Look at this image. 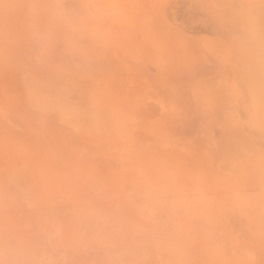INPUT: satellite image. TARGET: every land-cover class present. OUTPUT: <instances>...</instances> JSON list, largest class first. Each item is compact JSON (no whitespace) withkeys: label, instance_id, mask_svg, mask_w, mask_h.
<instances>
[{"label":"rangeland","instance_id":"obj_1","mask_svg":"<svg viewBox=\"0 0 264 264\" xmlns=\"http://www.w3.org/2000/svg\"><path fill=\"white\" fill-rule=\"evenodd\" d=\"M66 1L115 22L116 84L147 36L137 85L159 102L137 135L148 152L126 161L119 137L109 154L103 138L78 141L27 108L26 73L93 68L65 0H0V264H264V0ZM44 21L54 37L32 57ZM185 37H217L188 52L206 72L175 71Z\"/></svg>","mask_w":264,"mask_h":264},{"label":"crops","instance_id":"obj_2","mask_svg":"<svg viewBox=\"0 0 264 264\" xmlns=\"http://www.w3.org/2000/svg\"><path fill=\"white\" fill-rule=\"evenodd\" d=\"M67 3L65 0L64 6L70 7V26L74 30L72 34L78 41L84 42L82 45L83 65H91L93 70H84L81 75H72L67 71H61L59 80L52 78V74L45 72V70L37 72L36 69H33V73H26L24 75V102L27 108L35 115L45 119L44 123L47 122V119H51L57 123L61 132L74 136L78 141H86L92 146L91 142H97V139L103 138L106 141L109 154L115 153L116 135L114 127L125 122L131 129L128 138V141L131 139L128 142L129 155L131 154L130 156L136 158L146 156L147 145L143 140L138 141L137 135L144 129L142 117L147 112L146 110L152 106L157 108L159 103L156 100H149L148 91L145 92L142 86L137 85L138 61L146 62L145 70L147 71L148 68L147 36L141 34L130 43L131 60L123 62L119 84H116L115 64L118 44L115 22L108 20L106 23L100 24L102 21L99 20V6L82 7V10H77ZM41 23H43L41 26L43 28V44L36 42L33 45L32 57L38 56V53L43 50V46L45 56L50 49L48 44L54 37L51 31V23L46 21ZM215 39L217 37L214 39L203 37L199 40H204L203 48L206 50L205 46L212 44L211 41ZM185 40L195 44L200 42L187 37ZM71 46V40L67 39V43L60 46L61 52L67 53L72 49ZM137 46L139 47L137 48ZM101 55L103 56L102 60ZM205 57L206 60H209L206 53ZM181 60L183 58L180 57L179 63ZM185 68L189 70L187 66L176 69L186 70ZM146 71L145 75H147ZM27 187L28 184L20 189L25 190ZM30 199V196H22V200H25L27 204H32L35 197ZM260 217H264V214L257 215L258 220ZM259 240H261L260 237Z\"/></svg>","mask_w":264,"mask_h":264},{"label":"bare ground","instance_id":"obj_3","mask_svg":"<svg viewBox=\"0 0 264 264\" xmlns=\"http://www.w3.org/2000/svg\"><path fill=\"white\" fill-rule=\"evenodd\" d=\"M262 4V3H261ZM262 6V5H261ZM262 30H264V29H262ZM260 31V30H259ZM143 36V35H142ZM182 41H183V39H182ZM132 42V41H131ZM192 43V41H189V40H184L183 41V44L180 46V49L178 50L179 51V53H177V54H179V56L181 57V58H183V60H181L180 61V63L176 66V68L178 67H183V66H187L188 68H190L189 70L188 69H186V70H184L186 73H187V71H190L192 68L193 69H195V70H197V71H199V72H206L207 70H209L210 68H209V66L210 65H206V63L203 61L204 59H202L201 60V58L200 59H196V58H192L191 56H190V54L188 53V52H192L191 50H192V48H194V46L191 44ZM199 47V46H198ZM213 47V46H212ZM160 49V48H159ZM163 49H165V53H167V52H169L167 49H168V47H163ZM197 49V48H196ZM212 50V49H211ZM163 53V52H162ZM195 55V54H194ZM193 55V56H194ZM211 55H212V53H211ZM178 56V55H177ZM213 56V55H212ZM195 57V56H194ZM200 57H202V56H200ZM166 58V57H165ZM164 58V59H165ZM178 59V58H177ZM196 59V60H195ZM173 61V60H172ZM171 62V61H170ZM186 62V63H185ZM215 61H213L212 60V63H214ZM172 64H173V62H172ZM216 64V63H215ZM183 65V66H182ZM155 67H157L156 69H158V67H159V65L158 64H155L154 65ZM213 66V65H212ZM162 68V67H161ZM174 68H175V66H174ZM175 68V71L177 70ZM146 71V70H145ZM148 71V70H147ZM146 71V72H147ZM135 73V72H134ZM150 72L148 71V73H147V75L149 74ZM161 74V73H160ZM190 74V73H189ZM182 75V74H181ZM156 76V75H155ZM166 77V76H165ZM224 79H225V77H224ZM228 81V80H227ZM242 82H245L246 84L248 83L246 80H242ZM233 83H236V81H235V79L234 80H232L231 81V84H233ZM248 85V84H247ZM235 88V87H234ZM164 92H167V91H164ZM162 93H163V91H162ZM165 94V93H164ZM166 95V94H165ZM164 96V95H163ZM167 97V96H166ZM165 96L163 97V99L164 98H166ZM169 98V97H168ZM167 99V98H166ZM165 99V100H166ZM164 101V100H163ZM165 102V101H164ZM135 105V104H134ZM148 105V104H147ZM151 105V104H150ZM133 106V105H132ZM134 108V107H133ZM132 108V109H133ZM150 108V107H149ZM135 109V108H134ZM147 113V112H146ZM149 113V112H148ZM241 113H244V115H246L245 114V111L243 112V111H241ZM151 114V113H150ZM153 114V113H152ZM114 115V114H113ZM139 116H140V113H139ZM127 117V116H126ZM149 117V116H148ZM147 117V118H148ZM129 118H131V117H129ZM132 118H134L133 116H132ZM136 118V117H135ZM144 118H145V116H144ZM155 118H157V117H155ZM114 119V118H113ZM164 119V118H163ZM133 120H135V119H133ZM141 120V119H140ZM153 120H154V118H153ZM152 120V121H153ZM237 120V119H236ZM97 121V120H96ZM99 121V120H98ZM120 121H122V120H120ZM166 121H169V120H167L166 119ZM238 121V120H237ZM115 122V121H114ZM113 122V123H114ZM119 122V121H118ZM127 122V121H126ZM132 122V121H131ZM154 122V121H153ZM133 124V123H132ZM135 124V123H134ZM111 125V124H110ZM165 125V124H164ZM167 125V124H166ZM171 125V124H170ZM222 125V124H221ZM114 126V125H113ZM136 126V125H135ZM217 126V125H216ZM166 128H167V126H165ZM179 127V126H178ZM165 128V129H166ZM168 128H169V126H168ZM167 128V129H168ZM164 129V133H163V135L165 134V132L167 131L168 132V130L166 129L165 130ZM172 129V128H171ZM173 129H175V128H173ZM215 129L216 128H214L213 130H212V132H211V139H212V141H211V143L214 145V144H216V147H221L222 145H225L224 144V142H225V140L227 139V136L229 135V133H228V128H226V127H224V126H222V127H219V128H217L216 129V131H215ZM130 126L127 124V123H125V122H121V123H119V124H117L115 127H114V133H115V135L117 136V137H119V139H120V147H121V150H125V151H128V148L127 147H129L128 146V142L131 140H129L128 141V138H129V134H130ZM189 130H191L190 128H187V130L185 131H183L184 133H187V132H189ZM112 132V131H111ZM170 132V131H169ZM113 133V132H112ZM217 134V135H216ZM218 136H222V139H219L218 140ZM145 139V138H144ZM231 139V138H230ZM229 144V143H228ZM227 144V145H228ZM134 146H135V143H134ZM130 147H132V145H130ZM133 148V147H132ZM207 148V147H206ZM212 148V145H211V147L209 146V149L210 150H212L211 149ZM173 151V150H172ZM211 153H212V151H211ZM131 155V154H130ZM132 155H134V154H132ZM135 156V155H134ZM197 156V155H196ZM132 157V156H131ZM129 157L128 159H125L126 161L128 160V161H130V162H137L136 161V157ZM197 158V157H196ZM132 160V161H131ZM149 169V168H148ZM155 180V179H154ZM170 184V183H169Z\"/></svg>","mask_w":264,"mask_h":264}]
</instances>
